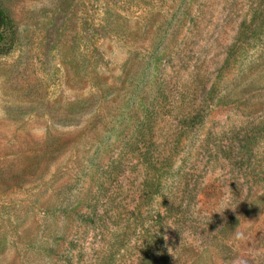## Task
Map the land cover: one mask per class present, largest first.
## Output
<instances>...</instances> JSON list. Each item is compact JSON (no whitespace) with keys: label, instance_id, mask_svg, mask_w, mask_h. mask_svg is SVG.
Listing matches in <instances>:
<instances>
[{"label":"rangeland","instance_id":"rangeland-1","mask_svg":"<svg viewBox=\"0 0 264 264\" xmlns=\"http://www.w3.org/2000/svg\"><path fill=\"white\" fill-rule=\"evenodd\" d=\"M0 3V264H264V0Z\"/></svg>","mask_w":264,"mask_h":264},{"label":"trees","instance_id":"trees-1","mask_svg":"<svg viewBox=\"0 0 264 264\" xmlns=\"http://www.w3.org/2000/svg\"><path fill=\"white\" fill-rule=\"evenodd\" d=\"M241 29L243 30L241 31L243 32L241 33L243 35L248 33V31L251 30L249 26H246V24H243ZM12 30H13V22L9 18V16L6 14V12L4 11L0 3V55L5 54L10 50V47H11V43H10L11 35L10 34H13L11 32Z\"/></svg>","mask_w":264,"mask_h":264}]
</instances>
